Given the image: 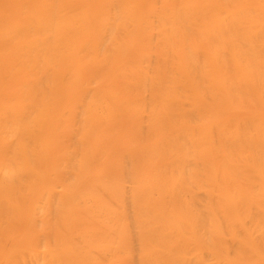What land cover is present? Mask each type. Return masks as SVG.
Returning a JSON list of instances; mask_svg holds the SVG:
<instances>
[{"label":"bare ground","instance_id":"bare-ground-1","mask_svg":"<svg viewBox=\"0 0 264 264\" xmlns=\"http://www.w3.org/2000/svg\"><path fill=\"white\" fill-rule=\"evenodd\" d=\"M0 264H264V0H0Z\"/></svg>","mask_w":264,"mask_h":264}]
</instances>
